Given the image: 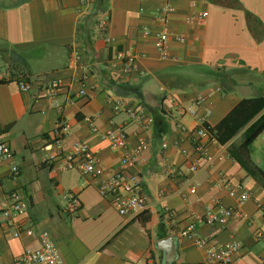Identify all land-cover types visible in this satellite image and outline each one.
Wrapping results in <instances>:
<instances>
[{
    "label": "crops",
    "instance_id": "0c3cea01",
    "mask_svg": "<svg viewBox=\"0 0 264 264\" xmlns=\"http://www.w3.org/2000/svg\"><path fill=\"white\" fill-rule=\"evenodd\" d=\"M166 4L171 11L164 24ZM164 26L172 33L167 56L155 44ZM126 53L136 55L129 73L121 71ZM2 69L12 77L26 74L31 89L0 83V141L13 149L12 159L0 158V212L9 206L11 190L22 194L21 210L11 221L0 214V264H12L25 247L38 246L41 230L65 264H164L157 242L169 236L176 240L170 264H263L264 243L255 231L264 233V129L246 156L240 145L264 107L225 143L210 145L214 162L194 176L187 165L197 153L186 128L195 120L179 108L203 97L197 114L214 127L243 98L264 97V0H0ZM53 79L61 81L55 95L48 90ZM81 87L83 95L77 93ZM117 100L143 108L147 123L114 111ZM59 120L69 128L63 148L86 142L104 176L123 169L122 150L111 147L106 131L124 126L131 147L146 141L138 163L124 168L140 175L150 205L144 213L119 214L100 195L97 179L64 168L53 142ZM225 181L237 188L235 194ZM68 191L81 201L75 212L67 210ZM242 191L249 195L244 201ZM215 200L238 208L244 218L200 223L196 232L211 244L239 241V258L232 263L209 262L203 248L178 234L192 214ZM17 225L34 234L18 232Z\"/></svg>",
    "mask_w": 264,
    "mask_h": 264
},
{
    "label": "built area",
    "instance_id": "2783aa9c",
    "mask_svg": "<svg viewBox=\"0 0 264 264\" xmlns=\"http://www.w3.org/2000/svg\"><path fill=\"white\" fill-rule=\"evenodd\" d=\"M170 11L171 7L169 4L162 7L160 17L162 23L165 24L167 22V14ZM104 24V22L101 23V26ZM170 35H172V33H170L165 26L162 31L156 34L155 44L162 56H167L168 54L167 43ZM174 38L183 41V38L178 35H175ZM121 57L124 58V65L121 67L123 73H129L135 69L136 55L134 53H126L121 55ZM11 81L15 82L22 92L31 89V83L26 74L19 73L17 76L12 77L7 71L3 69L0 70V83ZM60 83V79H53L50 82L48 90L51 95H55ZM77 93L79 95L85 94L84 87H81ZM203 102V97H197L192 105L179 108L181 114L189 115L195 120V125L191 129L186 128L189 131L187 137L188 142L192 146L194 152L197 153V158L190 160L187 165V169L192 176L206 170L214 162L216 154L211 152L210 145H220L215 131L206 124L203 116L197 114V109ZM113 110L127 111L129 120L139 125H145L148 121L143 108L125 106L120 100L114 101ZM68 129V124L63 120H59L53 139L56 150L55 157L64 160V168H77L82 175L97 179L96 185L100 195L104 198H108L119 214L127 218H134L144 213L150 205L147 195L142 190L140 175L139 173L125 171L124 168L138 163L142 152L146 149V141L140 139L136 145L131 147L124 126H117L106 131L104 136L110 141L111 147L113 149L122 150L120 162L123 169L108 173L104 176V169L100 165L99 158L86 142L78 141L74 143L69 150L63 148L61 140L64 134L68 132ZM92 129L94 132L97 130L95 127H92ZM0 158H13V149L5 141H0ZM10 171L13 178H16L18 166L12 163ZM222 183L227 187L231 195L235 194L237 191L236 187L230 186L228 181ZM194 191V187H191L190 192ZM248 196L247 192L242 191L239 194V200L244 201ZM8 198L9 206L2 209L0 212L6 222L11 221L10 219L21 210V191L18 189L11 190L8 194ZM66 199L68 211L75 212L80 208L81 201L76 193L68 191L66 193ZM234 218L243 219L244 216L238 208L227 206L220 200H215L213 205L208 207L203 213L192 214L190 220L184 228L179 230L178 234L181 237L192 239L197 246L203 248L209 262L232 263L239 258V252L242 248L240 242L237 240H226L218 245L211 244L197 234L196 227L200 223H205L207 225H224ZM16 230L28 236L34 234L32 228L22 229V227H18L17 225ZM255 237L262 240L264 243V233L261 230L255 231ZM38 241L39 244L36 247H25L24 250L13 259L12 264H65L55 242L46 230L38 232ZM261 262L264 264V254L261 256Z\"/></svg>",
    "mask_w": 264,
    "mask_h": 264
},
{
    "label": "trees",
    "instance_id": "16d2710c",
    "mask_svg": "<svg viewBox=\"0 0 264 264\" xmlns=\"http://www.w3.org/2000/svg\"><path fill=\"white\" fill-rule=\"evenodd\" d=\"M264 107V97L243 98L214 127L219 143H225L235 132ZM264 129V113L245 130L240 145L241 155L247 154L249 143Z\"/></svg>",
    "mask_w": 264,
    "mask_h": 264
},
{
    "label": "water",
    "instance_id": "95a60500",
    "mask_svg": "<svg viewBox=\"0 0 264 264\" xmlns=\"http://www.w3.org/2000/svg\"><path fill=\"white\" fill-rule=\"evenodd\" d=\"M157 249L164 252V264H170L176 258V240L169 236L157 242Z\"/></svg>",
    "mask_w": 264,
    "mask_h": 264
}]
</instances>
